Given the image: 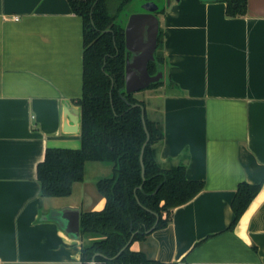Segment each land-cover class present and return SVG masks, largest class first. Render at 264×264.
I'll use <instances>...</instances> for the list:
<instances>
[{"label": "crops", "instance_id": "obj_1", "mask_svg": "<svg viewBox=\"0 0 264 264\" xmlns=\"http://www.w3.org/2000/svg\"><path fill=\"white\" fill-rule=\"evenodd\" d=\"M156 14L163 76L134 94L162 123L157 160L184 164L203 187L130 248L163 262L264 264V0H247L240 16L222 0H170ZM82 50V18L67 0H0V264H82L95 238L51 217L100 209L97 179L93 195L83 175L69 195L43 196L36 169L46 147L80 146L61 126L64 99L81 95ZM261 180L227 229L237 184Z\"/></svg>", "mask_w": 264, "mask_h": 264}, {"label": "trees", "instance_id": "obj_2", "mask_svg": "<svg viewBox=\"0 0 264 264\" xmlns=\"http://www.w3.org/2000/svg\"><path fill=\"white\" fill-rule=\"evenodd\" d=\"M67 1L82 18V87L76 100L80 106V146L46 147L36 168L41 195L67 196L72 184L83 179L85 161L108 162L111 175L95 182L104 197L103 206L80 212L79 235L95 236L81 246V263L91 264L93 260L94 264H187L184 260L163 262L130 248L134 240L166 226L171 210L203 187V181L186 178L184 164L164 165L157 160L156 144L163 138L162 123L149 118L144 111L145 130L140 107H144V102L124 89V26L131 0ZM222 1L227 16L246 12L247 0ZM163 10L158 8L156 13ZM161 44L159 27L155 58L147 64L150 74L162 66ZM160 83L161 80L151 82L146 88ZM146 134L142 175L139 156ZM261 183L262 180L237 184L231 200L233 216L227 229H233ZM152 225L153 229L148 231ZM130 237V243L116 255ZM95 253L98 254L93 257Z\"/></svg>", "mask_w": 264, "mask_h": 264}, {"label": "water", "instance_id": "obj_3", "mask_svg": "<svg viewBox=\"0 0 264 264\" xmlns=\"http://www.w3.org/2000/svg\"><path fill=\"white\" fill-rule=\"evenodd\" d=\"M170 0H167V3ZM142 11L130 13L127 16L124 26L125 37V66H124V89L126 92H135L146 88L151 82L161 80L163 71L161 67L154 73L150 74L147 64L150 60H154V52L157 45V36L159 32V19L156 14L158 5L153 1H145L142 4ZM141 107V117L144 129V107ZM61 132L65 135L79 136L80 133V106L72 105L68 99H64V110L62 117ZM148 140V134L141 146L140 163L142 166L141 173L143 175L142 152ZM61 228L69 235L79 236V218L80 210L77 206H66L59 209L56 215H52ZM158 217L156 215V221ZM155 221V222H156ZM155 224V223H154ZM152 225L148 231L153 229ZM131 237L116 255L130 243ZM98 253H95L97 255ZM94 264V261H91Z\"/></svg>", "mask_w": 264, "mask_h": 264}, {"label": "rangeland", "instance_id": "obj_4", "mask_svg": "<svg viewBox=\"0 0 264 264\" xmlns=\"http://www.w3.org/2000/svg\"><path fill=\"white\" fill-rule=\"evenodd\" d=\"M145 1H153L161 9L166 8L169 5V3H167V0H131V2L129 3L127 7L128 14L142 11L143 9L141 6ZM105 167H108V169ZM109 175H111V164L110 163L101 162L97 160L85 161L83 185L84 187H86L88 194L93 195L94 193H98L95 188L94 181L100 177L109 176Z\"/></svg>", "mask_w": 264, "mask_h": 264}]
</instances>
